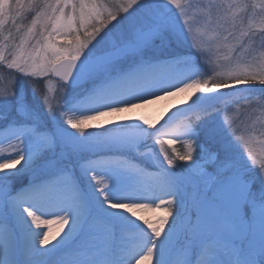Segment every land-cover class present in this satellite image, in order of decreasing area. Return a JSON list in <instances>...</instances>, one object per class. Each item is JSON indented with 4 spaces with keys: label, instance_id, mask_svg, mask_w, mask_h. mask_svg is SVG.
I'll list each match as a JSON object with an SVG mask.
<instances>
[{
    "label": "snow or ice",
    "instance_id": "1",
    "mask_svg": "<svg viewBox=\"0 0 264 264\" xmlns=\"http://www.w3.org/2000/svg\"><path fill=\"white\" fill-rule=\"evenodd\" d=\"M249 8L256 13L246 0L203 9L193 0H0V67L12 77L0 87V130L16 141L0 155V264H264V155L251 134L213 120L216 102L264 97V5L258 21ZM188 88L185 107L209 110L177 130L189 138L183 154L140 120L90 128ZM149 198L164 213L155 223L136 219L135 201ZM43 216L56 218L55 234Z\"/></svg>",
    "mask_w": 264,
    "mask_h": 264
},
{
    "label": "rangeland",
    "instance_id": "2",
    "mask_svg": "<svg viewBox=\"0 0 264 264\" xmlns=\"http://www.w3.org/2000/svg\"><path fill=\"white\" fill-rule=\"evenodd\" d=\"M193 3L195 5H197V7L199 9H203L206 4H207V0H193ZM251 3L254 4L256 6V13L254 14L252 9L250 8L249 12L247 13V17L249 19H253L258 21L261 16L259 14L260 12V6L264 5V0H251ZM174 7V6H173ZM197 15H200V12H197ZM199 26V25H196ZM259 51H264V50H258L257 54H259ZM207 75H209V73H205V77H207ZM0 77H2V80H0V87L6 86L8 83L11 82L12 77L8 75L7 69L0 67ZM47 88H51V92H49L48 94L50 95V97H52V104L56 105L58 102H62L59 101L58 98V93L56 91L57 88V83L56 80L53 79L49 82H47L46 84V89ZM161 94H158V97ZM234 98V97H232ZM232 98L228 101V103H230L232 101ZM158 99V98H156ZM156 99H148L149 100H156ZM235 100V99H233ZM163 105L162 101H159V103H154L151 102L148 105L142 106L144 108L142 109H137L135 111H133L132 113H130L131 118H133L134 120H140L142 113L141 110L143 109H151L154 107H157L159 109H161V106ZM219 106L221 107H225L224 110L227 111V107L226 104L222 103V102H216V107L218 108ZM182 109V111H180L179 113H174L172 114V119L168 121L167 124H164V120L168 118V116L170 114H167L165 117L159 119L156 122H152L150 120L147 121H143V122H147L146 126H152L154 128L158 129V134L154 136L153 139H163L165 141V148L167 149V151L169 153H173V151H175V153H179V154H183L184 152L187 151V146H188V137H181L179 139H177V130L182 128L183 126H187L189 124L192 123H196L199 120L202 119V114H206V112L209 110L207 108V105H193L190 109L189 108H184L183 106L180 107ZM83 114H89V113H83ZM69 115L74 116L75 118H79V116L81 115V113L78 112H70ZM116 118H107V116L104 117H100L97 120H93V121H89V125L90 128H94L97 125H105L107 124V121H111V122H116V121H120L122 119H124L125 117H122V115L120 114H116ZM124 116V115H123ZM122 117V118H120ZM233 116H231V113L227 114V113H222L218 118L217 121L219 120H223L225 122L228 121H232L230 119H232ZM142 122V121H141ZM142 122V123H143ZM163 125V126H161ZM9 133L7 130H0V155H11L13 152V149L11 148V144L16 143V141L14 139L9 140V139H4V137L8 136ZM172 140L174 141L173 144H168L167 141ZM153 141L150 140L149 144H152ZM253 148L255 150L258 149V151L260 150V144L258 145L256 142L253 141L252 144ZM141 151H144V149H141ZM155 151L157 153H159V146L156 145L155 146ZM3 161L0 160V163H2ZM150 163L149 159L145 160V164ZM143 166V165H141ZM19 167V166H17ZM150 171H153V169H149ZM99 179H104L103 176L99 177ZM105 183H107V181L105 180ZM154 186L151 185V188ZM163 199H167V197H163ZM159 200H156L155 203H152L149 199H143V200H138L135 201V203H137L139 205V207L136 208V212H137V217L136 219L139 220L140 217H144L145 219L151 220L153 221V223L156 222V220L162 216L163 210L161 208H157L155 205L157 203H159ZM146 205V207H145ZM39 215V213H38ZM42 219L44 220H48L51 221V223L44 228V230H48L50 228L52 234H55L57 232V230L60 228V225L56 222V218L53 216H43ZM130 236L134 237V239H132V243H140V239H139V234L138 232L134 231L132 233H130Z\"/></svg>",
    "mask_w": 264,
    "mask_h": 264
},
{
    "label": "trees",
    "instance_id": "3",
    "mask_svg": "<svg viewBox=\"0 0 264 264\" xmlns=\"http://www.w3.org/2000/svg\"><path fill=\"white\" fill-rule=\"evenodd\" d=\"M247 3L252 4L251 0H246ZM250 8L246 10V15ZM235 99V100H233ZM264 100V97L254 96L248 100L240 99L239 97L232 98L230 103L226 104L227 111L224 110V106L218 107V112L214 113L213 120L217 121V118L224 113H231L233 127L238 128L239 131L235 133L236 137L244 135L248 137L250 134L253 137V141L258 145L260 144V150H256L258 154L264 155V107H260L258 102ZM206 114H202V118ZM250 130H253L250 132ZM243 148V144H240Z\"/></svg>",
    "mask_w": 264,
    "mask_h": 264
},
{
    "label": "bare ground",
    "instance_id": "4",
    "mask_svg": "<svg viewBox=\"0 0 264 264\" xmlns=\"http://www.w3.org/2000/svg\"><path fill=\"white\" fill-rule=\"evenodd\" d=\"M193 94H194V89L188 88L182 92H176L174 95H160L158 97V99H156L155 101L149 100L146 103H141L136 107L125 109L119 113L109 114V115H107V118L110 117V118L115 119L117 116L116 114H120V115H122V117H125L124 119H133V118H131V115H130V113H132L133 111H135L137 109L140 110V109L144 108L142 106L148 105L151 102L159 103V101H162L163 105L161 106V109L153 106V108H151V109L146 108V109L141 110L142 116H141L140 121L143 122V121L150 120L152 122H156L159 119L165 117L167 114H173L174 110L178 107L183 106L184 108H186L185 106L188 104H191V100L194 99ZM122 117H120V118H122ZM108 122H110V121H107V123ZM151 189L154 190L155 185ZM149 200L152 203H155V202H153L152 199L149 198ZM144 264H149V262L145 261Z\"/></svg>",
    "mask_w": 264,
    "mask_h": 264
}]
</instances>
